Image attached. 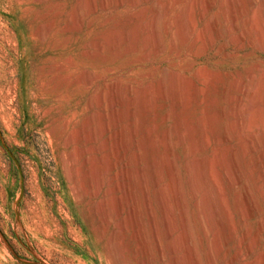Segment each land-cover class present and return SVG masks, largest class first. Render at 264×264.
<instances>
[{
  "label": "rangeland",
  "instance_id": "obj_1",
  "mask_svg": "<svg viewBox=\"0 0 264 264\" xmlns=\"http://www.w3.org/2000/svg\"><path fill=\"white\" fill-rule=\"evenodd\" d=\"M203 1L0 0V264H170L172 260L161 226V210L155 197L157 188L154 186L153 177L151 178L157 165L154 171L159 170V178L161 177L159 186L164 187L170 183L169 173L165 171L169 170L167 158L169 161L174 159L172 163L175 164L174 169L179 184L181 183L179 188L182 189L180 192L184 196V202L181 196V207H183L181 210L185 212V219L191 230L189 232L194 258L198 264H210L207 240L202 234L201 222L196 219V209L195 206L193 207L196 199L189 189L190 176L186 168L188 151L186 149L189 147V141L187 139L186 142L180 141L178 135L180 128L183 130L188 126L190 129L196 128L197 124L201 126V122L204 123L202 129H205V135L200 133L202 134L200 137L198 135L200 130L192 129L193 132L196 131L194 148L197 150L194 151L193 148L194 155H191L190 159L194 158L201 164L209 163L206 165L207 178L213 176L214 180L219 181L220 189H223L220 197L216 196L214 191L210 195V204L216 207L214 211L219 216V218L214 217L216 231L218 230L219 233V250L214 257V264L229 263L236 250L235 241L226 237L227 223L222 211H228L231 215L230 221L235 229L236 239L241 237L243 227L246 226L239 220L236 201V196L243 190L242 188L251 190L249 192L252 194L251 197H254L255 214L257 213L254 220L245 224L251 225L253 229L257 228L259 224L257 222H260L259 219L261 220L264 213V203L254 188L260 174V167L255 163L257 152L242 156L228 123H231L230 100L236 93L235 83L246 81L248 74L252 73L255 87L257 89L259 86L262 87L258 89L260 94L257 92L259 97L264 95H262L264 92L262 90L264 89V0H252V6H249L248 0L233 1L232 5L237 8L236 10L246 11L247 15L244 12L242 19L250 17L251 11L256 9L253 16L256 22L254 23L252 19L251 24L253 28L255 27V32L258 28V33L252 32L251 47L244 42L240 44L243 48L239 45L240 48L236 50L228 41L225 31L227 24H224L226 20L223 19V15L221 16L220 8L229 6L227 0H208L211 7L204 10L201 8ZM225 1L226 5H224ZM198 2H201V5ZM253 7L254 9L251 10L250 8ZM152 14L158 18L156 19L158 40L162 44L159 54L154 52L152 40L148 39V33L143 28L150 21L149 18H152ZM178 19L189 28L183 41L178 42V52L173 53L168 24L173 23V29L176 30L175 26L177 28V25L181 24ZM241 21L238 19V23ZM207 22L209 24L213 22L211 25L216 28H213L215 32L211 35L214 42H211L212 39L209 41L208 34L203 31ZM188 32H191L190 35ZM97 42L103 44L100 52L96 51ZM177 75L181 80L177 79ZM174 77L184 85L181 98L179 94H175V91L179 92ZM86 78H89V82L84 83L83 80ZM160 82L166 86H164V95L158 91ZM111 85L117 88L115 91L119 103L116 101L117 98H114L110 107L106 96H109ZM195 88L201 89L202 92L194 98ZM103 91H107L106 94ZM100 92L106 95H104L105 102L101 101ZM149 92L154 97L148 96ZM144 93L148 94V97ZM177 95L180 99L176 98ZM99 97L101 100L98 99ZM175 98L180 101L176 103ZM248 98L247 103L250 102ZM96 99L100 103L96 102ZM146 102L152 107L148 103L149 107L145 108L143 104L145 105ZM132 105H135V112L131 118L134 124L130 128H133L135 133L133 132V144H129L124 141L125 136H129L125 124L129 123L126 118L127 113L130 114L132 110L129 109L128 112L126 108ZM105 106L109 109L107 110ZM112 112L115 119L111 117ZM215 113L222 114L220 120L215 118L217 115ZM162 117L169 119L164 121ZM200 118L204 119L200 120ZM145 130H148L152 141L156 140L154 141L156 147L152 145L151 148L145 141L143 137L146 134ZM168 130H171L169 132L172 136L170 137L172 149L170 148V153L166 154L162 136ZM113 131L122 132V136L125 134L121 136L124 140L119 148L123 160L119 164L116 162L115 146L111 138ZM252 132L257 135L258 130L253 129ZM223 135H226L227 142L216 143ZM176 140H179V143ZM204 140L207 146H201ZM224 147L236 148L234 151L240 167L241 184L233 189L228 188L223 178V168L216 163L217 152ZM132 152L140 154L142 160L138 163L144 170L143 185L147 208H149L147 213L150 215L143 212L144 196L142 197L140 193L135 194V198H130V203L137 204L136 207L134 206L135 209L139 207L136 216L142 226L146 253H141L136 241L133 240L132 224H128V220L120 235V245L116 246L111 242L117 229L116 224L128 217L124 204L119 203L122 199L119 198L120 195L122 197V191L116 186L118 182L116 173L123 169L125 163L128 168H133L129 156ZM152 156L161 160V163L158 161V164H152L154 161ZM202 159L207 161L201 162ZM114 163H116L115 168ZM86 172L90 173L86 176L87 179ZM171 200L169 203L172 204V212H174H171V216L174 219L171 218L173 223L175 222L173 225H176L173 226L174 229L176 228L173 237L178 240L176 258L178 264H191L181 239L183 236L180 233V212L174 208ZM214 200L217 203H214ZM149 202L151 205L148 204ZM222 203L226 204L222 205ZM101 206L108 216L107 221H103L98 213V211L101 213L102 208H99ZM150 225L154 230L158 228L155 230L158 232L156 236L151 233ZM259 237L261 240L264 238L263 231H260ZM162 255L164 258L161 260L159 256ZM249 260L250 257H246L243 264H247ZM171 264H174L173 261Z\"/></svg>",
  "mask_w": 264,
  "mask_h": 264
},
{
  "label": "bare ground",
  "instance_id": "obj_2",
  "mask_svg": "<svg viewBox=\"0 0 264 264\" xmlns=\"http://www.w3.org/2000/svg\"><path fill=\"white\" fill-rule=\"evenodd\" d=\"M198 1V0H197ZM200 1V0H199ZM203 1V0H202ZM224 1V0H223ZM234 0H227V2H228V4H229V6H226V7H228V8H220V10H221V16L223 15V19H225L226 20V22L224 23V24H227L226 25V27H225V31H226V33H227V36H228V41H229V43L234 47V49L236 50V49H238V48H240L239 47V45L241 44L242 45V43H244V42H247L248 44H247V46H250V44H251V42H253V40H252V38H251V36H252V32H253V34H255V33H258L257 31H258V28H257V31L255 32V30H254V28H253V25L251 24V22H252V19H253V16H254V13H255V11H256V9H255V11H251L252 12V14L250 15V17H248V18H246V19H242V17L245 15V13H246V11H244V12H242L241 10H240V12L238 11V10H236L237 8H234L233 7V2ZM255 1V0H254ZM137 2H139V1H137ZM184 2V1H183ZM195 2V1H194ZM248 2H249V6H252L253 4H252V0H248ZM132 3H133V1H132ZM193 3V2H192ZM199 3V2H198ZM105 4V3H104ZM134 4V3H133ZM132 4V5H133ZM191 4V3H190ZM195 4V3H194ZM200 5H201V2L199 3ZM211 4V3H210ZM210 4H209V2H208V0H205V1H203V3H202V5H201V8L204 10V8L205 9H208V8H210L211 6H210ZM222 4V3H221ZM227 3H226V1H225V3H224V5H226ZM230 4H231V7H230ZM168 5H169V3H168ZM193 5V4H192ZM203 6V7H202ZM243 6V5H242ZM245 6V5H244ZM230 7V8H229ZM246 7V6H245ZM260 7V6H259ZM170 8V7H169ZM191 8V7H190ZM189 8V9H190ZM243 9H244V7H243ZM251 10L252 9H254V7L253 8H250ZM260 9V8H259ZM264 9V8H263ZM95 10V9H94ZM187 10V9H186ZM82 11V10H81ZM191 11V10H190ZM249 11V10H248ZM258 11V10H257ZM206 12V11H205ZM82 13V12H81ZM139 13V12H138ZM137 13V14H138ZM154 13V12H153ZM161 13H163V12H161ZM181 13V12H180ZM90 14V13H89ZM133 14V13H132ZM136 14V15H137ZM155 14V13H154ZM192 14H193V12H192ZM206 14V13H205ZM256 14H258V13H256ZM139 15V14H138ZM143 15V14H142ZM153 15V14H152ZM246 15H247V13H246ZM188 16V15H187ZM201 16V15H200ZM203 16V15H202ZM216 16V15H215ZM214 16V17H215ZM220 16V15H219ZM157 16L156 15H153L152 16V18L150 19L149 18V22L143 27L146 31H147V33H148V39H150V41L152 40V43H153V50H154V52L156 53V54H159L160 53V50H161V45L162 44H160L159 43V40H158V32H157V24H156V19H158V18H156ZM191 17V16H190ZM211 17V16H210ZM143 19V18H142ZM192 19V18H191ZM238 19H241L242 21H241V23L239 22L238 23ZM255 19V18H254ZM254 19H253V22H254ZM257 19V18H256ZM261 19V18H260ZM181 20V19H180ZM218 20V19H217ZM161 21V20H160ZM159 21V22H160ZM188 21H190V18H189V20ZM212 21V20H211ZM257 21H258V19H257ZM178 22H179V19H178ZM192 22H194V21H192ZM220 22V21H219ZM252 22V23H253ZM255 22H256V20H255ZM254 22V23H255ZM179 23H181L180 24V26L179 25H177V23H176V25L178 26L177 28H176V26H175V29L176 30H174L173 29V23H170V24H168V30H170L171 31V37H170V42H171V51L173 52V53H177L178 51H177V48H178V42H179V40H182L183 41V39H184V37H185V35L187 34V28H189V27H185L186 25L182 22V21H180ZM188 23V22H187ZM208 23V22H207ZM213 22H211L210 24L208 23V24H205V26H204V28H203V31L206 33V34H208V40L210 41V39H212L211 40V42L213 41V37L211 36L212 35V32H215L214 30H213V28H214V26H212L211 24H212ZM184 24V25H183ZM215 24V23H214ZM216 24H218L217 22H216ZM118 25V24H117ZM194 25V24H193ZM223 26V25H222ZM164 27V26H163ZM256 27H257V23H256ZM191 29V28H190ZM189 29V30H190ZM214 29H216V28H214ZM159 30V29H158ZM188 30V31H189ZM193 30V29H192ZM192 30H191V32H192ZM202 29H200V31H201ZM143 31V30H142ZM145 31V32H146ZM199 31V32H200ZM217 31V30H216ZM219 31V30H218ZM144 32V31H143ZM167 32V31H166ZM190 32V33H191ZM134 33V32H133ZM190 33L188 32V34L190 35ZM203 33V32H202ZM204 33V34H205ZM260 33V32H259ZM127 34V33H126ZM135 34V33H134ZM217 34V33H216ZM215 34V38L217 37V35ZM257 35V34H256ZM263 35V34H262ZM107 36V35H106ZM117 36V35H116ZM126 36V35H125ZM204 36V35H203ZM258 36H259V34H258ZM109 38H112V37H109ZM144 38V37H143ZM146 38H147V36H146ZM133 39V38H132ZM204 39V38H203ZM260 39H261V37H260ZM107 40V39H106ZM115 40V39H114ZM215 41V40H214ZM213 41V42H214ZM107 42V41H106ZM109 42V41H108ZM121 42V41H120ZM192 42V41H191ZM143 43H146V42H143ZM147 44V43H146ZM151 44V43H150ZM195 44V43H194ZM263 44V43H262ZM106 45H107V43H106ZM110 45V44H109ZM113 45V44H112ZM117 45V44H116ZM240 45V46H241ZM146 46V45H145ZM145 46H143V47H145ZM204 46V44L202 45V47ZM253 46V45H252ZM95 47H96V51H102V48H103V44H102V42H97L96 43V45H95ZM95 47H94V49H95ZM226 47V46H225ZM242 47V46H241ZM251 47V46H250ZM201 48V47H200ZM204 48V47H203ZM203 48H202V50H203ZM243 48V47H242ZM113 49H114V47H113ZM152 49V48H151ZM223 49V48H222ZM201 50V51H202ZM135 52V51H134ZM103 53V52H102ZM149 53V52H148ZM98 54V53H97ZM99 55V54H98ZM174 57H176V56H174ZM148 60V59H147ZM201 69V68H200ZM205 72V71H204ZM167 75V74H166ZM175 75V74H174ZM146 76V75H145ZM148 76V75H147ZM198 76V75H197ZM204 76V75H203ZM208 76V75H207ZM246 76H247V74H246ZM151 77V76H150ZM177 77H178V75H177ZM173 78V77H172ZM175 78V77H174ZM203 78V77H202ZM211 78V77H210ZM165 79V78H164ZM176 79V78H175ZM175 79H173L174 81H175ZM177 79H180L179 77L177 78ZM176 79V82H177V84H178V86H177V84H176V86H177V89H178V92L179 93H176V91H175V94H179L180 95V98H181V96H182V91H183V87H184V85H182L179 81L181 80H177ZM204 79V78H203ZM253 76H252V73H249L248 74V77H247V80L246 81H239V82H237V84L235 83V85H236V89H235V91H236V93H235V95L231 98V100H230V115H229V117H231V123H228V124H230V129L232 130V133H233V136H234V139H235V141H236V144L238 145V148H239V150H240V154H242V156L243 155H245V154H253V153H255V152H257V158H256V161H255V163L256 164H258L259 165V167H260V174H259V177H257L258 178V180H256V183H255V192H256V194L260 197V199L262 200V202L264 203V92L262 93V97H259L260 95V92L258 91V89H261V88H259L258 87V89H257V87H255V85L254 84H256V83H253ZM89 80V78H86V80H83L84 81V83H86V81H88ZM92 80V79H91ZM166 80V79H165ZM205 80V79H204ZM264 80V79H263ZM189 81V80H188ZM89 82V81H88ZM87 82V83H88ZM164 82V81H163ZM163 82H160L159 84H158V91L160 92V93H163V95H164V86L165 85H163L164 83ZM187 82V81H186ZM190 82V81H189ZM235 82V81H234ZM263 82V81H262ZM105 83V82H104ZM168 83V82H167ZM183 83V82H182ZM217 83V82H216ZM116 84V83H115ZM174 84V83H173ZM208 84V83H207ZM231 84V83H230ZM106 85V84H105ZM148 85V84H147ZM186 85V84H185ZM257 85H258V83H257ZM256 85V86H257ZM113 85H111V87H112ZM230 86V85H229ZM106 87H107V85H106ZM166 87V86H165ZM108 88V87H107ZM114 87H112V88H110L109 90H110V92L108 93V95L109 96H106L105 94H106V92L105 91H103V92H105V94H103V92H100V94H102V95H100V97H101V99H100V97L98 98V99H100L101 101H104V95L106 96V98L109 100V104H110V107L113 105V99L114 98H117L116 96H117V92L115 91L117 88H114ZM125 88H127V87H125ZM226 88V87H225ZM264 88V87H263ZM148 89V88H147ZM150 89V88H149ZM108 90V91H109ZM152 90V89H151ZM167 90H168V88H167ZM262 90H264V89H262ZM118 91V90H117ZM122 91V90H121ZM126 91H128V90H126ZM131 91V90H130ZM129 91V92H130ZM133 91V90H132ZM143 91V90H142ZM193 92H194V90H192ZM205 91V90H204ZM261 91V90H260ZM129 92H127L128 94H129ZM168 92V91H167ZM166 92V93H167ZM201 89H199V88H195V93H196V96H194V98L195 97H197V96H199L200 94H201ZM257 92H259V94L257 93ZM145 93H147L146 92V90H145ZM144 93V94H145ZM151 92H149V94H150ZM194 93V94H195ZM130 94H131V92H130ZM141 94V93H140ZM126 94H124V96H125ZM141 95H143V94H141ZM146 95V94H145ZM145 95H144V97H145ZM148 95V94H147ZM146 95V96H147ZM171 95V94H170ZM169 95V96H170ZM97 96V95H96ZM119 96V95H118ZM130 96V95H129ZM131 96H132V94H131ZM148 96H150V97H152L151 96V94L150 95H148ZM147 96V97H148ZM158 96V95H157ZM185 96V95H184ZM189 96V95H188ZM248 96H250L249 98H248ZM98 97V96H97ZM109 97V98H108ZM146 97V98H147ZM154 97V96H153ZM160 97V96H159ZM161 97H165V96H161ZM225 97V96H224ZM229 97V96H228ZM168 98V97H167ZM176 98H178V99H180L179 97H178V95H177V97ZM176 98H175V100H176ZM187 98V97H186ZM226 98V97H225ZM230 98V97H229ZM250 99L249 101V103H247V101H246V99ZM126 99H129V98H126ZM143 99H145V98H143ZM184 99V98H183ZM182 99V100H183ZM190 99V98H189ZM189 99H188V101H189ZM115 100V99H114ZM117 100H119L118 98L116 99V101ZM130 100H131V98H130ZM147 100H149V98H147ZM172 100V99H171ZM204 100V99H203ZM212 100V99H211ZM227 100V99H226ZM98 100L96 99V102H97ZM134 100L132 99V102H133ZM139 101V100H138ZM146 101V100H145ZM144 101V102H145ZM153 101V100H152ZM165 101V100H164ZM173 101V100H172ZM177 101V100H176ZM178 101H180V100H178ZM178 101L176 102V103H178ZM95 102V101H94ZM105 102V101H104ZM118 102V101H117ZM125 102V101H124ZM123 102V103H124ZM143 102V101H142ZM149 102L151 103V101L149 100ZM149 102H146L145 103V105L143 104V106H145V108H148L149 107ZM154 102V101H153ZM91 104L93 103V102H90ZM98 103H100V101H98ZM103 103V102H102ZM119 103V102H118ZM129 104H131L130 102H128ZM149 103V104H148ZM174 103H175V101H174ZM180 103H182V102H180ZM108 104V103H107ZM106 104V105H107ZM148 104V105H147ZM173 104V103H172ZM200 104V103H199ZM209 104V103H208ZM213 104V102L211 103V105ZM227 104H228V102H227ZM99 105H101V104H99ZM115 105V104H114ZM120 105H121V103H120ZM178 105V104H177ZM187 106H188V104H186ZM190 105V104H189ZM207 105V104H206ZM96 106H97V104H96ZM102 106V105H101ZM150 106H151V104H150ZM154 106V105H153ZM155 106H156V104H155ZM176 106V105H175ZM185 106V105H184ZM210 106V105H209ZM99 107V106H98ZM107 106H105V108H106ZM130 108H126V109H128V112H129V109L130 110H132L131 112H130V114L129 113H125L126 115H127V119L129 120V123L128 124H125V125H127V132L129 133V136H125L126 137V139L124 140V139H122V137L125 135V134H123V136L121 135V133L122 132H119V131H113L114 132V134L112 135V140H113V143H114V145L113 146H115L114 148H115V155H116V162L119 164V163H121L122 162V156H123V154H121V152H120V148H119V146H120V143H122L123 144V142H122V140H124L125 142H127V143H129V144H133V132L135 131L133 128L131 129L130 127H132L133 126V121H131V118L133 117V113L135 112L134 111V107H135V105H132V106H129ZM152 107V106H151ZM172 107V106H171ZM104 108V110H108L109 108H106L105 109ZM139 108V107H138ZM144 107H143V109H145ZM155 108V107H154ZM182 108V107H181ZM224 108H225V106H224ZM229 108V107H228ZM102 109V108H101ZM114 109V108H113ZM150 109V108H149ZM148 109V110H149ZM152 109V108H151ZM220 109V108H219ZM103 110V109H102ZM123 110H125V108L123 109ZM155 110V109H154ZM204 110V109H203ZM207 110V109H206ZM225 110V109H224ZM223 110V111H224ZM115 111V110H114ZM121 111V110H120ZM143 111V110H142ZM145 111V110H144ZM180 111H182V110H180ZM147 112V111H146ZM149 112H150V110H149ZM111 113V112H110ZM115 113V112H114ZM172 113V112H171ZM95 114V113H94ZM104 114V113H103ZM124 114V115H125ZM138 114V113H137ZM154 114V113H153ZM215 114H217V113H215ZM99 115V114H98ZM107 115V114H106ZM123 115V116H124ZM178 115V114H177ZM101 116H103L104 117V115H101ZM114 114H113V112H112V116L111 117H113L114 118ZM135 116V115H134ZM145 116V115H144ZM166 116V115H165ZM207 116V115H206ZM216 116V117H215ZM214 117L217 119V120H220L221 119V117H222V114H217V115H215ZM97 117H99V116H97ZM185 117V116H184ZM208 117V116H207ZM207 117H206V119H207ZM92 118H93V115H92ZM92 118H90V120L92 119ZM105 118V117H104ZM119 118V117H118ZM136 118V117H135ZM163 118V117H162ZM165 118V117H164ZM163 118V119H164ZM172 118V117H171ZM214 118V119H215ZM225 118V117H224ZM115 119V118H114ZM114 119H113V121H114ZM166 119H167V117H166ZM166 119H164V121H166ZM169 119V118H168ZM167 119V120H168ZM202 118H200V120H201ZM204 119V118H203ZM202 119V120H203ZM205 119V120H206ZM209 119H211V118H209ZM184 120V119H183ZM143 121V120H142ZM152 121V120H151ZM154 121V120H153ZM212 121V120H211ZM88 123H89V120L87 121ZM150 122V121H149ZM163 122V121H162ZM161 122V123H162ZM200 121H198V123H199ZM209 122V121H208ZM213 122V121H212ZM179 123V122H178ZM186 123V122H185ZM203 122H201L200 124H201V126L199 125V124H195L196 125V128L195 127H193V128H195L196 130H200V132L198 133V135L201 137V135L203 134V135H205L204 134V130L202 129V126H204L203 124H202ZM207 123V122H206ZM215 123V122H214ZM226 123V122H225ZM86 124V123H85ZM108 124V123H107ZM115 124H116V122H115ZM135 124H136V122H135ZM184 124V123H183ZM183 124H181V125H183ZM89 125V124H88ZM87 125V126H88ZM138 125V124H137ZM185 125V124H184ZM187 125V124H186ZM185 125V126H186ZM85 126V125H84ZM114 126H117V125H114ZM136 126V125H135ZM178 126H179V124H178ZM227 126V125H226ZM229 126V125H228ZM227 126V127H228ZM126 127V126H125ZM136 127H138V126H136ZM154 127V126H153ZM180 127V126H179ZM178 127V128H179ZM198 127V128H197ZM226 127V128H227ZM115 128V127H114ZM135 128V127H134ZM139 128V127H138ZM137 128V129H138ZM141 128V127H140ZM184 128V127H183ZM188 128V129H187ZM193 128H189V126L188 127H185V129L186 130H183L182 128H180L181 130H180V133L178 134L179 135V140L180 141H182V142H184V140H185V142H186V139H187V141H189L188 143V145H189V147H187L188 149H186V150H188L187 151V153H186V168H187V171H188V173H189V176L190 177H188L189 178V182H190V184H189V186L191 187V188H189V189H191L192 190V192H190V193H193L192 195L193 196H195L194 198L196 199L195 201V205H193V207L195 206V209H196V219L198 220V222H201V227H200V229H201V231H202V234H203V236H204V238L207 240V248H208V254H209V262H210V264H214V257H216L215 255H216V252H218V250H219V236H218V230L216 231V225H215V222H214V217H217L218 215H216V212L214 211V207H212V204H210V195L211 194H213L212 193V191H214L215 193H216V196L217 195H219V197H220V195H222L223 193V189L221 190L220 189V187L221 186H219V184H218V180L217 179H213L214 177L212 176V178H207V174H206V165H209V163L208 164H206V162H202V161H204V160H206V159H202L201 160V162H202V164L199 162V163H197V160L195 161V159L193 158V160L192 159H190V157H191V155H194V151H196L197 150V148H194L195 147V143H196V139L194 140V136H195V132L196 131H194L193 132ZM210 128V127H209ZM84 129V128H83ZM124 129V128H123ZM126 129V128H125ZM136 129V128H135ZM155 129V128H154ZM175 129V128H174ZM173 129V130H174ZM193 129V130H192ZM253 129H256V130H258V133H257V135H255V134H253L254 132H252V130ZM85 130V129H84ZM139 130V129H138ZM137 130V131H138ZM179 129H177V131H178ZM213 130V129H212ZM165 131H167V130H165ZM169 131H171V130H168V132H165L164 134H163V136H162V142H163V145L165 146V151H166V154L167 153H170V148L172 147V144H171V140H170V137H172V136H170V132ZM224 131H225V129H224ZM144 132H146V134L143 136L144 137V139H145V141H147L148 142V144H150V147L152 146V145H155V147H156V143L154 142V141H156V140H154V141H152L151 140V138H150V134H149V132H148V130L146 131H144ZM210 132H211V130H210ZM226 132V131H225ZM135 133V132H134ZM138 133V132H137ZM136 133V134H137ZM151 133V132H150ZM178 133V132H177ZM200 133H202V134H200ZM228 133H229V131H228ZM197 134V133H196ZM128 135V134H127ZM142 135V134H141ZM173 135V134H172ZM175 135V134H174ZM177 135V134H176ZM222 135V134H221ZM122 136V137H121ZM199 136H197V138L199 137ZM175 137H178V136H175ZM203 137H206V136H203ZM158 138V137H157ZM207 138V137H206ZM143 139V140H144ZM161 139V138H160ZM175 139H178V138H175ZM199 139V138H198ZM201 139V138H200ZM204 139V138H203ZM141 140V139H140ZM179 140H176L177 141V143H179L178 141ZM159 141H161V140H159ZM200 142H201V140H199ZM137 142H138V140H137ZM146 142V143H147ZM181 142V143H182ZM217 142H219L220 144H225L226 142H227V137H226V135H223V136H221L219 139H218V141H216V143ZM143 143V142H142ZM141 143V144H142ZM173 143V142H172ZM176 143V142H175ZM199 143V142H198ZM203 143V145H201V144H198L199 146L201 145V146H207V144H205V140L202 142ZM215 143V144H216ZM144 145V144H143ZM186 145V144H185ZM187 145V146H188ZM237 145H235V146H237ZM130 146H132V145H130ZM136 146V145H135ZM146 146V145H145ZM162 146V145H161ZM124 147V146H123ZM126 147V146H125ZM124 147V148H125ZM133 147V146H132ZM154 147V148H155ZM186 147V146H185ZM184 147V148H185ZM127 148V147H126ZM128 148H130V147H128ZM136 147H134V149H135ZM144 148V147H143ZM146 148V147H145ZM152 148V147H151ZM193 148L195 149L194 151H192L193 150ZM199 148V147H198ZM201 148H203V147H201ZM205 148V147H204ZM140 149V148H139ZM141 149H142V147H141ZM164 149V148H163ZM172 149V148H171ZM236 148L234 147H230V148H226V147H224V148H221V149H219L218 150V152H217V155H216V163H217V165L218 164H220L221 166V168H223V178H224V180H225V182H226V184H227V186H228V188H230V189H233V188H235V187H238V186H240V184H241V175H240V173H239V164H238V160L236 159V157H237V155H236V157H235V150ZM84 150V149H83ZM124 150V149H123ZM130 150V149H129ZM146 150V149H145ZM185 150V149H184ZM185 150V151H186ZM135 151V150H134ZM214 151V150H213ZM237 151V150H236ZM143 152V151H142ZM163 152V151H162ZM192 152H193V154H192ZM201 152V151H200ZM83 153V152H82ZM82 153H81V155H82ZM88 153V152H87ZM185 153V152H184ZM196 153V152H195ZM239 153V152H238ZM84 154H85V151H84ZM144 154V153H143ZM213 154H215V153H213ZM236 154H237V152H236ZM239 154V155H240ZM80 155V154H79ZM145 155V154H144ZM130 156V160H131V162H132V166H133V168H128V165L125 163V165H123L122 167H123V169H120V171L118 172L117 171V173H116V178L118 179V182H117V185H116V183H115V185L117 186V188L119 189V190H121L122 191V197H121V195H120V197L119 198H122V199H120L119 200V203L120 204H124V206H125V208L127 209V213H128V217H127V219H124L125 220V222H124V220H122V221H120L119 223H117L116 224V231L114 232V234H113V236H112V238H111V242L114 244V245H116V246H118V245H120V241H121V239H120V235H121V233H122V231H123V227H125V223H126V220H128V224H132V238H133V240L134 241H136V243H137V246H138V248H139V250L141 251V253H146L145 251H147L145 248V241H144V236H143V231H142V226H140V224H139V220H137L138 218H137V214H138V210H139V207H137V209H135V205H137V204H134L133 205V203H130V198H135L134 196H135V194H138V193H140L141 195H142V208H143V212H145L146 213V215L147 214H149V213H147V209H149V208H147V204H146V200L147 199H145V192H144V185H143V179H144V175H143V169L139 166V160H140V154H138V153H136V152H132V154L131 155H129ZM164 156V155H163ZM163 156H162V158H163ZM166 156V155H165ZM168 156H170V155H168ZM172 156H173V153H172ZM251 156V155H250ZM144 157V156H143ZM146 157H147V155H146ZM154 156H152V158H153ZM158 158H160L161 159V157H158ZM166 158H167V156H166ZM185 158V157H184ZM206 158V157H205ZM240 158V157H239ZM243 158V157H242ZM154 159V158H153ZM169 158H167V161H168V164H169V170H165V171H168L167 172V174L169 173V178L168 179H170L169 181H170V185L168 184V183H166V184H168L167 186H164V187H160L159 186V183H160V178H159V170H158V172H156V171H154L155 170V168L157 167V165H156V163L159 161V159H154V161L152 162V164L153 163H155V168H154V170H153V172H154V176H152V174H151V178L153 177V182H154V186H156V188H157V190H156V198H157V202H158V205H159V208H160V210H161V226L163 227V229H164V235H165V237H166V244H167V248H168V253H169V257H170V260H172L173 261V263L175 264H178V259L176 258V253H178L177 252V239L175 240V237H173V233H174V231H175V229H174V227L176 226H174L173 224H175V222L173 223V220H172V218L171 217H173V216H171L172 214H171V212L173 211V206H172V204H170L169 202H170V200L171 201H173V205H174V208H176L177 210H179V212H180V221H181V234H182V236H183V238H181V239H183V242H184V245H185V247L184 248H186V253L185 254H187L186 256H188V258L190 259V261H191V264H198L197 263V261L195 260V258H194V254H193V251H192V244H191V238H190V232L189 231H191L190 230V228H189V226H188V224H187V219H185V215H184V213L182 212V208L183 207H181V190H180V188H179V185L181 184H179V182L180 181H178V178H177V175H176V171H175V167H174V165H173V163H172V161H174V159L172 160V161H169L168 160ZM142 160V159H141ZM140 160V161H141ZM144 160V159H143ZM148 160V159H147ZM146 160V161H147ZM200 160V159H199ZM198 160V161H199ZM152 161V160H151ZM161 161V160H160ZM159 161V163H161ZM207 161V160H206ZM213 161V160H212ZM130 162V161H129ZM130 162V163H131ZM145 162V161H144ZM164 162V161H163ZM128 163V162H127ZM165 163V162H164ZM251 163V162H250ZM83 164V163H82ZM96 164V163H95ZM115 164L116 163H114V168H115ZM147 164V163H146ZM158 164V163H157ZM163 164V163H162ZM166 164V163H165ZM211 164V163H210ZM149 165V164H148ZM147 165V166H148ZM160 165V164H159ZM84 166V165H83ZM93 166H94V164H93ZM131 166V165H130ZM146 166V167H147ZM154 166V165H153ZM165 166V165H164ZM185 166V165H184ZM81 167V166H80ZM144 167H145V165H144ZM149 167V166H148ZM163 167V166H162ZM168 167V166H167ZM219 167V166H218ZM185 168V167H184ZM185 168V169H186ZM254 168H255V166H254ZM87 169V168H86ZM91 169V168H90ZM113 169V168H112ZM152 169V168H151ZM256 169V168H255ZM254 170V169H253ZM259 170V169H258ZM85 171V170H84ZM162 171V170H161ZM186 171V170H185ZM186 171V172H187ZM151 172V171H150ZM149 173V172H148ZM218 173V172H217ZM249 173H250V171H249ZM86 175H85V178L87 179L88 177H86L88 174H90V173H88L87 174V172L85 173ZM92 174V173H91ZM215 174V173H214ZM257 174V175H258ZM97 175V174H96ZM100 175V174H99ZM162 176H163V174H161ZM219 175V174H218ZM93 176V175H92ZM187 176H188V174H187ZM210 176V175H209ZM150 177V176H149ZM168 177V176H167ZM179 177V176H178ZM219 177V176H218ZM221 177V176H220ZM115 178V179H116ZM216 178V177H215ZM222 178V177H221ZM84 179V178H83ZM99 179V178H98ZM114 179V180H115ZM146 179V178H145ZM150 179V178H149ZM220 179V178H219ZM150 180H152V179H150ZM163 180V179H162ZM246 180V179H245ZM145 181V180H144ZM221 181V180H220ZM152 182V181H151ZM188 182V183H189ZM224 182V181H223ZM89 183H90V181H89ZM98 183V182H97ZM110 183V182H109ZM221 184V183H220ZM210 185V187H208ZM162 186V185H161ZM227 186H225L226 188H227ZM248 186V185H247ZM80 187V186H79ZM208 189H207V188ZM182 188V187H181ZM223 188V187H222ZM241 188H242V186H241ZM243 189V190H242ZM241 190V192L239 193V195L238 196H236L237 197V206H238V208H239V215H240V222L243 224V225H246L245 227H243V230H242V234L240 235L241 237L240 238H238V239H236V235H235V229H234V227H233V224H232V222L230 221V218H231V215L230 214H228V211H225V210H223L222 212H223V215L225 216V221H226V223H227V226L225 227V229H227L226 231H227V234H228V236L226 235V237H228V238H232L234 241H235V254L232 256V258H231V260H230V262L229 263H227V264H231V263H233V262H238V263H240V264H243V262H244V259L246 258V257H250V260H249V262L247 263V264H264V238L261 240L260 239V237H259V234H260V231H263L264 232V213H263V215H262V218H261V220L259 219V221L260 222H257V223H259L258 224V226H256L257 228L256 229H253L252 227H250V226H247L248 224H245L247 221H252V220H254L255 219V216H256V214H255V204H254V197L252 198L251 196H252V194H250V192H251V190H249L248 191V189L246 190L245 188H242ZM82 190V189H81ZM91 190V189H90ZM109 190H111V189H109ZM109 190H108V192H109ZM113 191V190H112ZM120 192V191H119ZM146 192H147V190H146ZM183 192V191H182ZM107 193V192H106ZM112 193V192H111ZM152 193H154V192H152ZM214 193V194H215ZM222 193V194H221ZM105 194V193H104ZM92 195H93V193H92ZM91 195V196H92ZM148 195V194H147ZM197 195L199 196L198 198H197ZM234 195V194H233ZM224 196V195H223ZM254 196V195H253ZM183 197L184 196H182V201L184 202V200H183ZM213 197V196H212ZM222 197V196H221ZM107 199V198H106ZM113 199V198H112ZM214 199L215 200H218L217 198H215L214 197ZM221 199V198H220ZM223 199H225V198H223ZM114 200V199H113ZM155 200V199H154ZM214 200V201H215ZM108 201V200H107ZM110 201V200H109ZM108 201V202H109ZM192 201H193V198H192ZM214 201H212V202H214ZM234 201V200H233ZM114 202H116V201H114ZM223 202V201H222ZM103 203V202H102ZM151 202H149L148 204H150ZM214 203H217L216 201L214 202ZM224 203V202H223ZM222 203V205H225V204H223ZM104 204H106L105 202H104ZM115 204V203H114ZM193 204H194V202H193ZM209 204L211 205V206H209ZM218 204H221V203H219L218 202ZM113 205V204H112ZM151 205V204H150ZM157 205V206H158ZM183 205H184V203H183ZM135 206V207H134ZM186 206V205H185ZM217 206H219V205H217ZM227 206V205H226ZM226 206H223V207H226ZM257 206V205H256ZM103 206H101V207H99L100 209L102 208ZM108 207V206H107ZM114 207V206H113ZM112 207V208H113ZM151 207V206H150ZM104 208V207H103ZM101 209V213H100V211H98V210H100V209H98L97 211H98V213L101 215V218L103 219V221L104 220H106L107 221V218H108V216H106L107 214H105V209ZM121 208V207H120ZM227 208V207H226ZM215 209H216V207H215ZM103 210V211H102ZM184 210V209H183ZM195 211V210H194ZM218 211V210H217ZM95 212V211H94ZM117 212V211H116ZM149 212H150V210H149ZM112 213H113V211H112ZM137 213V214H136ZM172 213H174V212H172ZM219 213V212H218ZM217 213V214H218ZM95 214V213H94ZM220 214V213H219ZM117 215V214H116ZM150 215V214H149ZM216 215V216H215ZM230 215V216H229ZM152 217V216H151ZM139 218H141L140 216H139ZM218 218H219V216H218ZM173 219H174V217H173ZM232 219V218H231ZM147 220H151V219H147ZM154 220V219H153ZM101 221V220H100ZM175 221V220H174ZM223 221V220H222ZM142 222V221H141ZM149 222V221H148ZM141 224H143V223H141ZM149 224V223H148ZM217 225H218V223H217ZM220 225V224H219ZM151 226V225H150ZM149 226V227H150ZM174 226V227H173ZM200 226V225H199ZM154 227V226H153ZM220 227H221V225H220ZM222 228V227H221ZM158 229V228H157ZM157 229H155V230H157ZM150 230H151V233L154 235V236H156L157 235V233L158 232H156L153 228H152V226H151V228H150ZM224 231V230H223ZM180 234V235H181ZM154 236H153V238H154ZM181 236V237H182ZM179 237V236H178ZM120 239V240H119ZM179 239V238H178ZM154 241H155V239H154ZM156 242V241H155ZM183 245V244H182ZM225 245V244H224ZM137 248V249H138ZM242 248L244 249V250H242ZM136 249V250H137ZM157 250V249H156ZM160 250V249H159ZM167 250V249H166ZM137 252H138V250H137ZM159 253H160V251H159ZM159 253H158V255H159ZM226 253V252H225ZM163 256V257H162ZM162 256H159V258L162 260V258H164V255H162ZM142 257H143V255H142ZM150 260H151V258H149ZM148 259V260H149ZM160 259H159V261H160ZM149 260V261H150ZM172 261H170L171 263H172ZM144 262V261H143ZM161 262V261H160ZM169 262V261H168ZM170 263V264H171ZM140 264H144V263H140Z\"/></svg>",
  "mask_w": 264,
  "mask_h": 264
}]
</instances>
